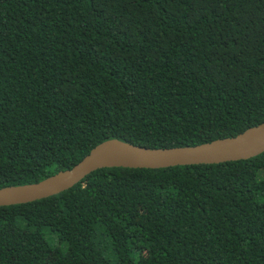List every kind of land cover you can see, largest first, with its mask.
Here are the masks:
<instances>
[{
	"label": "trees",
	"instance_id": "16d2710c",
	"mask_svg": "<svg viewBox=\"0 0 264 264\" xmlns=\"http://www.w3.org/2000/svg\"><path fill=\"white\" fill-rule=\"evenodd\" d=\"M262 123L264 0H0V189ZM0 264H264V153L0 207Z\"/></svg>",
	"mask_w": 264,
	"mask_h": 264
},
{
	"label": "water",
	"instance_id": "95a60500",
	"mask_svg": "<svg viewBox=\"0 0 264 264\" xmlns=\"http://www.w3.org/2000/svg\"><path fill=\"white\" fill-rule=\"evenodd\" d=\"M264 153V123L234 138L195 147L146 149L118 140L101 143L72 169L32 185L0 189V207L23 205L65 192L91 173L105 168L159 170L173 167L218 165L249 160Z\"/></svg>",
	"mask_w": 264,
	"mask_h": 264
}]
</instances>
